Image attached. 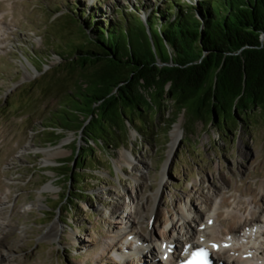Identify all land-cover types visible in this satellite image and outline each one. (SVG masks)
I'll use <instances>...</instances> for the list:
<instances>
[{"label":"rangeland","instance_id":"rangeland-1","mask_svg":"<svg viewBox=\"0 0 264 264\" xmlns=\"http://www.w3.org/2000/svg\"><path fill=\"white\" fill-rule=\"evenodd\" d=\"M166 1L0 0V256L12 264H164L165 254L198 241L194 232L206 220L229 255L264 264V116L258 111L228 130L190 121L184 112L171 124L170 103L148 116L143 132L134 114L138 124L126 121L125 135L96 146L76 170L71 157L81 136L62 132L54 118L72 86L58 94L43 90L66 77L61 55L82 40L73 23L81 12L95 10L103 26L117 11L126 21L146 23ZM174 131L180 138L169 159ZM71 166L78 184L59 177ZM67 194L73 204L63 200ZM251 216L253 228L225 237L233 217L242 226ZM52 226L53 237L45 238ZM214 253L211 259L231 264Z\"/></svg>","mask_w":264,"mask_h":264},{"label":"trees","instance_id":"trees-1","mask_svg":"<svg viewBox=\"0 0 264 264\" xmlns=\"http://www.w3.org/2000/svg\"><path fill=\"white\" fill-rule=\"evenodd\" d=\"M115 14L104 26L95 10L73 19L82 40L61 55L66 77L43 87L58 94L72 86L54 118L62 132L81 136L76 170L96 146L125 135L126 121L138 124L134 114L143 132L168 103L171 124L181 112L226 130L255 111L264 116V0H167L146 23ZM65 168L59 177L78 184L79 173Z\"/></svg>","mask_w":264,"mask_h":264},{"label":"bare ground","instance_id":"bare-ground-1","mask_svg":"<svg viewBox=\"0 0 264 264\" xmlns=\"http://www.w3.org/2000/svg\"><path fill=\"white\" fill-rule=\"evenodd\" d=\"M2 7H3L2 4H0V9ZM178 130H179V124H177L176 125V128H175V131H178ZM172 135H173V137H172V144L169 145L170 146V149L168 151V158L169 159H171L170 157L172 156V153L174 152L175 146H176V144H177V142L179 141V138H180L179 137V134L177 132H175ZM166 165H167V163H166ZM262 189H264V187H262ZM252 194H253V192H252ZM1 200H0V210L2 209V206L4 205V200L3 201H1ZM205 202H207V201H205ZM242 209H244V208H242ZM260 213H262V214L264 213V208L263 209L260 208ZM256 219H255V217L253 218L251 216V219L250 220L248 219L249 221H246V222L244 221L242 223V226H240L241 225L240 224L241 222H239V220L236 217H233L231 219V221H232L231 227L229 228V225H228V228H227L226 233H225V237H227V238L234 237V235L236 234L235 233L236 229L237 230L241 229V231L242 230L245 231L247 229L249 230V229L253 228L252 226H254L255 225L254 223L257 222ZM209 223H210V220H206V222H203V223H201V225L200 224L198 225L201 228L200 229L201 231H199L197 233L194 232V236H195V234L197 235V239H198L197 242H200L201 244L203 243L204 248L206 247V249H208L209 251L211 250L213 253L215 251L214 254L217 255V257H220V255L223 256V257H225L231 264H248V260H243L242 258H233L231 255H229V253H230V250L229 249H226V248L224 249V247H221V246L218 245L217 240H216V237L214 236V230L215 229H214L213 225L212 226H209ZM1 226H3L2 223H0V227ZM55 229H56L55 226H52V228L49 229V231L47 232L46 235H44V237L45 238H52L53 235H54V233H55ZM200 233H201L202 236H200ZM192 236H193V234H192ZM192 239L194 240V238H192ZM193 240L191 241V240L188 239L187 240V242H188L187 243V246H185V247L180 246V248H181L180 254H176L174 252H170V254L168 256L165 254L164 255V264L176 263V262H178L180 260V257L181 256H184L188 251H190V250L198 247L199 245L196 244L197 243V242H195L196 240L195 241H193ZM219 241H220V239H219ZM210 258H211V256H210ZM211 261H212V264H223L222 262H220V259L219 258H218V260H215L212 257ZM0 264H12V262L9 260V257H7L6 255L5 256L1 255L0 256ZM18 264H20V263H18Z\"/></svg>","mask_w":264,"mask_h":264}]
</instances>
